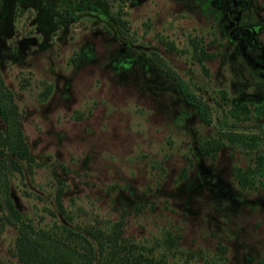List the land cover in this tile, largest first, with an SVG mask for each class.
Returning a JSON list of instances; mask_svg holds the SVG:
<instances>
[{"label": "rangeland", "instance_id": "1", "mask_svg": "<svg viewBox=\"0 0 264 264\" xmlns=\"http://www.w3.org/2000/svg\"><path fill=\"white\" fill-rule=\"evenodd\" d=\"M89 2L0 0V76L29 151L6 169L21 218L93 242L115 226L163 264H264V173L234 174L264 154V0ZM7 218L0 192V264H21Z\"/></svg>", "mask_w": 264, "mask_h": 264}, {"label": "trees", "instance_id": "2", "mask_svg": "<svg viewBox=\"0 0 264 264\" xmlns=\"http://www.w3.org/2000/svg\"><path fill=\"white\" fill-rule=\"evenodd\" d=\"M77 9L89 8V0H76ZM204 52V51H202ZM208 54V53H204ZM199 55L198 61L204 58ZM178 86L185 102H187L199 117L208 121L204 105L199 103L194 95L187 91L181 79L169 72ZM245 111L244 105L241 106ZM0 118L4 127L0 130V192L3 194V205L7 210L8 222H14L17 233L13 250L21 264H163L164 260L146 255L138 251L131 243L120 238L118 227L113 226L108 232L88 231L94 242L75 230L63 229L52 231L34 227L21 218L13 206L7 192L6 169H18L19 160L28 159L27 143L19 126L20 113L12 100V93L0 76ZM230 139V137L228 136ZM238 140L253 142V135L236 137ZM221 145L219 139L210 143H201L198 150L202 154L213 155ZM4 152H7L5 154ZM264 173V154L257 153L252 166L235 167L234 174L242 184L251 183L254 174Z\"/></svg>", "mask_w": 264, "mask_h": 264}]
</instances>
